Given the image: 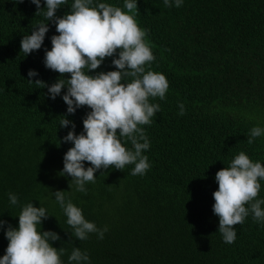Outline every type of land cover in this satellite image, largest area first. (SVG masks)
I'll list each match as a JSON object with an SVG mask.
<instances>
[{
  "label": "trees",
  "instance_id": "obj_1",
  "mask_svg": "<svg viewBox=\"0 0 264 264\" xmlns=\"http://www.w3.org/2000/svg\"><path fill=\"white\" fill-rule=\"evenodd\" d=\"M72 2L56 15L71 11ZM96 3L125 10L124 0ZM137 8L132 14L155 56L150 70L169 82L164 100L149 98L160 111L141 126L150 142L143 154L151 167L143 176L131 175L134 165L102 168L83 193L71 176L60 174L72 144L62 140L71 125L59 124L66 116L80 134L90 109L81 106L68 114L61 98L66 89L52 100L47 87L28 80L51 85L70 76L60 77L43 62L51 37L58 35L55 24L48 22L41 49L24 56L20 41L45 22L46 6L37 11L31 0H0V220L5 228L17 227L23 205L45 207L50 215L41 230L59 234L50 243L64 249L63 264L74 247L88 253L90 264H264V225L250 213L234 226L235 242L226 244L212 210L218 170L241 151L264 164V136L248 143L253 127L264 128V0H184L180 7L137 0ZM111 61L106 57L89 74L115 70ZM29 69L39 76L29 78ZM179 103L185 105L183 116ZM260 184L257 198L264 199V180ZM56 190L98 228L108 227L103 239L95 233L75 238L51 194ZM9 193L18 196V205L10 204ZM7 244L0 228V256Z\"/></svg>",
  "mask_w": 264,
  "mask_h": 264
},
{
  "label": "clouds",
  "instance_id": "obj_2",
  "mask_svg": "<svg viewBox=\"0 0 264 264\" xmlns=\"http://www.w3.org/2000/svg\"><path fill=\"white\" fill-rule=\"evenodd\" d=\"M19 3L22 0H15ZM69 0H31L39 11L45 8V22L33 28L31 34L23 36L20 50L24 56L42 47L48 22L55 24L58 35L51 37V48L45 50L46 68L63 74L68 78L57 79L46 85L37 79L31 82L47 87V95L55 100L61 96L62 88L66 91L62 100L67 105L66 112L74 114L81 106L90 109L83 118V131L76 134L75 124L63 116L59 126L71 130L62 138L71 142L63 156L61 175L71 176L75 190L86 193L88 183H95L96 173L100 169L114 167L124 170L127 165H134L131 175L143 176L150 169L148 157L143 153L150 148V142L142 125H150L153 117L160 111L158 103H150L149 98L164 100L169 89V82L163 73L150 70L155 56L147 43L146 30L141 29L134 17L137 0H124V9L94 0H73L71 11L57 16L61 6ZM184 0H163L166 7H180ZM115 54V55H114ZM118 56V58H116ZM106 57H112L115 70H96ZM146 66L149 70L146 71ZM29 78L38 77L35 69H29ZM128 78H131L130 82ZM178 115H185V105L178 104ZM264 136V128L255 126L250 130L248 143ZM124 141H130L132 147L126 148ZM84 162L91 166L85 167ZM264 180V164L253 162L241 151L230 162L215 173L218 188L212 193L213 213L219 218L218 231L224 243L232 244L237 238L235 225L243 224L251 213L253 221L264 225V199H258ZM56 203L67 217V224L78 240H86L95 233L103 239L108 227L98 228L87 220L82 209L66 199L63 190L51 192ZM11 205H18L19 198L14 193L8 194ZM247 205V207H246ZM50 214L43 206L36 207L31 202L22 206L18 215V226L5 228V221L0 220L8 241L5 252L0 256V264H63L61 255L64 249L53 247L51 241L60 239L58 233L42 231V220ZM68 264H90L87 252L74 247L68 256Z\"/></svg>",
  "mask_w": 264,
  "mask_h": 264
}]
</instances>
